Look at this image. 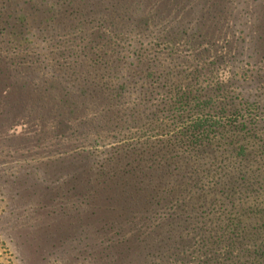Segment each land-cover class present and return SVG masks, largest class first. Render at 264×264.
Instances as JSON below:
<instances>
[{
  "label": "rangeland",
  "instance_id": "rangeland-1",
  "mask_svg": "<svg viewBox=\"0 0 264 264\" xmlns=\"http://www.w3.org/2000/svg\"><path fill=\"white\" fill-rule=\"evenodd\" d=\"M84 1L0 0V264H170L178 244L170 249L152 239L161 232L159 216L145 205H122L114 195L96 198L97 184L113 194L125 185L117 176L126 171V157L135 161L141 152L135 141L158 138H139L132 126L118 124L134 112L151 117L170 86L178 85L179 73L194 64L186 61L195 52L184 46L190 37L164 40L167 21L175 33L195 28L203 17L200 50L221 53L236 34L247 41L262 36L264 0H236L234 6L225 0H144L139 10L125 0L128 6L113 14L116 25L109 26L128 34L115 41L117 50L90 35L98 26L89 23L95 16L77 12ZM102 4L104 10L112 2ZM219 12L228 16L217 17ZM82 22L88 33L76 28ZM97 66L99 73L87 72ZM165 79L171 81L162 90Z\"/></svg>",
  "mask_w": 264,
  "mask_h": 264
},
{
  "label": "trees",
  "instance_id": "trees-1",
  "mask_svg": "<svg viewBox=\"0 0 264 264\" xmlns=\"http://www.w3.org/2000/svg\"><path fill=\"white\" fill-rule=\"evenodd\" d=\"M97 1L85 0L86 8L78 6L77 12L95 16L96 21L89 23L96 22L98 27L90 35L99 34V41H108L105 44L117 50L115 41L128 34L113 24L116 30L111 31L109 26L116 18L113 14L128 5L125 0H111L110 7L103 10V0ZM168 1L158 4H170ZM134 2L138 10L145 6L144 0ZM225 3L234 6L236 0ZM222 15L217 13V17ZM104 16L107 19H101ZM261 20L264 23V9ZM128 22L135 21L129 17ZM83 23L76 28L88 33ZM202 23L203 17L194 22L197 36L194 27L173 33L174 25L165 23L169 32L165 31L164 40L179 33L190 37L184 46L195 52L186 61L194 64L189 65L190 71L179 73L178 85L170 86V95L155 105L151 117L134 112L127 116L129 121L119 122L123 130L132 126L134 136L155 134L158 138L154 141L148 135L135 141L136 150L142 146L141 152L137 151L135 161L127 156L131 160H127L126 171L122 178L117 176L125 185H119L118 193L113 194V189L97 184L96 198L109 200L114 195L121 198L122 205L135 210L145 205L159 216L157 230L161 232L156 231L152 239L158 244L166 242L170 249L172 242L178 244L170 250V264H264V28L258 40L247 41L244 33L234 34L231 46L225 45L229 49L212 54L211 49L200 50L206 28L205 23L198 28ZM90 68L87 72L99 73L98 66ZM170 81H162V90ZM204 81L207 85L196 90ZM150 163L155 169H145ZM145 216L152 221L150 215ZM189 243L194 244L193 249L187 247Z\"/></svg>",
  "mask_w": 264,
  "mask_h": 264
}]
</instances>
